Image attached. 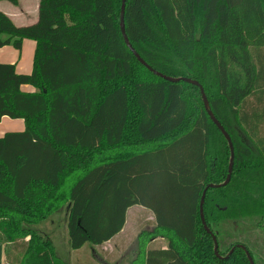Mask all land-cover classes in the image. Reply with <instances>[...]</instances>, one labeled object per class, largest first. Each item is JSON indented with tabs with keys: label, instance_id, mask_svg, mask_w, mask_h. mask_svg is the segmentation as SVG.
<instances>
[{
	"label": "trees",
	"instance_id": "obj_1",
	"mask_svg": "<svg viewBox=\"0 0 264 264\" xmlns=\"http://www.w3.org/2000/svg\"><path fill=\"white\" fill-rule=\"evenodd\" d=\"M19 5V0H7ZM40 0L17 24L0 10V48L36 42L33 70L0 62V243L6 264H71L38 226L66 211L69 246L112 240L134 205L154 213L130 264H264V0ZM31 85L35 92H25ZM167 246L147 249L156 236ZM242 245L243 247L239 246ZM232 254L225 256L234 248ZM107 261V260H106Z\"/></svg>",
	"mask_w": 264,
	"mask_h": 264
},
{
	"label": "crops",
	"instance_id": "obj_2",
	"mask_svg": "<svg viewBox=\"0 0 264 264\" xmlns=\"http://www.w3.org/2000/svg\"><path fill=\"white\" fill-rule=\"evenodd\" d=\"M26 1L30 2V0H25V2ZM6 2H9V1L0 0V10L4 11L9 16H11V18L17 24L27 25V23H29L30 19H32V21H33V20L38 18V7H39L40 0H34V4H36L34 9H32L31 5H29V4H25V7H23V0H22V3L19 0V5H14L11 2H9V3H6ZM29 40H31V39H24L23 40L21 50L15 48L12 44L1 47L0 48V62L15 63L17 71L21 72V73L32 72L36 42L33 40L34 43H28ZM26 44H28L27 45L28 48L31 46H34L33 47V57H30V54H28V56L25 58L23 52H24ZM6 48H9V49H6ZM22 90L25 92H35L36 88L31 86V85H23ZM0 127L2 128V130L0 132V137H1L7 132L23 131L25 129V121H24V119H20V118L19 119H12L10 117L5 116L0 121ZM132 207H135V206H132ZM132 207H130V208H132ZM136 207H138V209H136L137 212L141 213V215H142L141 218H145L144 216H149L148 218L145 219L146 223L147 224L152 223V225H150V226L148 225L149 227L147 226L144 230L152 231L155 228V224L153 223V220H155L154 213L151 210H149L143 206H140V205L137 206L136 205ZM127 222H128V220H126V223ZM125 225H127V224H125ZM125 229H126V226H124V228L116 236H114V238L112 240H110L106 243H113L119 237L122 239L123 238L122 236L125 232ZM155 242H162V245L166 243V245L162 246L164 248L167 246V240L163 236H160V235L156 236L148 244H150V243L153 244ZM0 244H1V246H0V253H1L0 264H6V255H5L6 252L4 249H2V248H5V245L3 243H0ZM82 248H84V247H82ZM82 248L77 249V250L71 249V251H68L67 258H65V259L68 260L71 264H83L82 261H80L78 263V260L83 258L84 263L91 264V262H93V259H91V258L93 257L95 260V258H97L96 256H98V257H100V259L97 258L98 259L97 261L99 263L123 264V259H120L117 262H111L112 259L116 256L114 253L115 250H113V249L112 250L110 249V251H108V253L106 255H103L99 251H98L99 253H96L95 250L90 247L89 251H90L92 257L89 258V254L87 252L85 253V256H83L81 254V257H79V254H80ZM85 250H87V249H85ZM83 252L84 251H82L81 253H83ZM2 255H4V256L2 257ZM131 262H132V260L130 259L129 262L128 263L126 262L125 264H130Z\"/></svg>",
	"mask_w": 264,
	"mask_h": 264
},
{
	"label": "rangeland",
	"instance_id": "obj_3",
	"mask_svg": "<svg viewBox=\"0 0 264 264\" xmlns=\"http://www.w3.org/2000/svg\"><path fill=\"white\" fill-rule=\"evenodd\" d=\"M22 3V0H20ZM9 3V2H6ZM11 4V3H10ZM25 4H29L31 5L32 9H34L35 5L34 4V0H30L26 1L23 0V7H25ZM37 19L33 20L30 19L29 23L27 24H32L36 21ZM31 41V42H30ZM28 43H34L33 40H29ZM28 44H26L25 49H24V56L25 58L28 56V54H30V57H33V47H27ZM9 49V48H6ZM2 128L0 127V132H1ZM135 207H132L130 209H128L127 212V220L128 222L126 223V229L125 232L123 234V238L121 239L120 237L117 238L113 243H104L101 246H98V251L103 254L106 255L108 253V251H110V249L115 250V257L112 259L111 262H117L120 259H123V264H125L126 262L128 263L129 260H133L134 257L137 255V237H138V233H140L142 230H144L148 225H152L151 224H147L146 223V218H148L149 216H144L145 218H141V213L137 212L136 209H138V207H136V205H134ZM138 206V205H137ZM140 214V215H139ZM155 222V220H153V223ZM148 226V227H149ZM38 229L43 230L46 234H48L52 239L53 242L56 246V251L58 253L59 256L63 257V258H67V254L68 251H71V248L69 246V236H68V228L66 225V211L62 210L61 212L57 213L55 216H53L52 218L48 219L47 221L41 223L38 226ZM150 229V228H149ZM162 241V240H161ZM164 242V241H163ZM166 245L163 244L162 242H155V243H150L147 245V249H151V248H157V247H162ZM1 246V244H0ZM118 246V247H117ZM90 245H86L84 248H82L81 252L84 251L83 253L80 252L79 257H81V254L83 256H85V253L87 252L89 254V258H91V253H90ZM5 250V248H2ZM87 249V250H85ZM1 255V253H0ZM6 255V254H5ZM4 255H2L3 257ZM98 259H100V257L96 256ZM97 258L92 257L91 259H93V262H91V264H103V263H99L97 260ZM82 261L83 264L84 263V259L81 258L80 260H78V263ZM103 262V261H102ZM89 264V263H88Z\"/></svg>",
	"mask_w": 264,
	"mask_h": 264
},
{
	"label": "water",
	"instance_id": "obj_4",
	"mask_svg": "<svg viewBox=\"0 0 264 264\" xmlns=\"http://www.w3.org/2000/svg\"><path fill=\"white\" fill-rule=\"evenodd\" d=\"M126 3H127V0H122L121 10H120V27H121V31H122V35H123L124 41L127 44V46L129 47V49L134 53V55L136 56V58L138 59V61L140 63H142L145 67H147L150 71H152L157 76L162 77V78H164V79H166V80H168L170 82L186 81V82L193 83V84L199 86L200 91H201V95H202V98H203L204 106H205V109H206L208 115L210 116V118L212 119V121L217 125V127L221 130V132L223 133V135L225 136V138L228 141L231 155H230L229 171H228L227 178L224 181V183H222V184H217V185L216 184H213V183L208 184L205 187L204 191H203V194H202V197H201V201H200V214H201V219H202L203 225H204L206 231L212 235V238L214 240V245H215L214 246V250H215L216 255H218L219 257H221V255L219 254V250H218L219 244H218L217 237L210 230V228L208 227V225L206 223L203 207H204L205 197H206V193H207L208 188H210V187H219V186H222V185H226L231 180L232 173H233V166H234V158H235L234 145H233L231 136L226 131V129L224 128V126L221 124V122L214 115V113H213V111H212V109L210 107V102H209L208 97H207V95L205 93L204 87H203V85L198 80L192 79L190 77H184V76L173 77V76H169V75L163 74V73H161V72L153 69L140 56V54L135 50V48L133 47L132 43L129 40V37L127 35V31H126V25H125ZM239 246L243 247L242 245H239ZM234 249H235V247L231 249V251L225 256V258H228L232 254V252L234 251ZM246 254L248 256V259H249L250 263L251 264H255L254 263V260H253V258L251 256V254L249 253L248 250H246Z\"/></svg>",
	"mask_w": 264,
	"mask_h": 264
}]
</instances>
